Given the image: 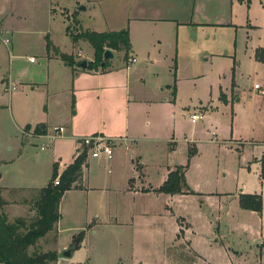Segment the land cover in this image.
Segmentation results:
<instances>
[{
	"label": "rangeland",
	"instance_id": "rangeland-1",
	"mask_svg": "<svg viewBox=\"0 0 264 264\" xmlns=\"http://www.w3.org/2000/svg\"><path fill=\"white\" fill-rule=\"evenodd\" d=\"M87 2L0 0V174L8 184L2 188L8 205L1 210L9 222L18 218L8 211L12 204L28 211L22 218L32 217L33 206L22 202L48 183L54 162L60 176L76 157L69 141L53 140V155V141L38 136L25 141L23 129L42 119L46 105L50 113L66 105L60 94L53 107L46 85L38 84L47 71L45 37L73 58L93 59L91 47H75L66 32L68 25L77 31L80 20L84 28L107 29L99 9ZM84 4L88 10H77ZM229 9L230 26L199 29L189 45L179 42L171 61L160 56L140 71L126 69L132 89L147 92L155 102L149 103V113L139 112L148 124L138 131L147 140L131 149L116 144L110 158L86 155V188L62 197L58 240L56 228L29 252L54 251L56 259L46 264H191L197 257L184 242L185 255L173 256L174 238L181 233L206 264H264V60L259 59L264 56V0H230ZM112 52L111 65L130 63L131 55L125 63L123 52ZM193 113L203 117L192 122ZM136 163L144 164V190L120 187L128 174L135 175L130 171ZM179 166L185 167L190 193L158 194L166 169ZM244 194L260 196L259 212L241 206ZM180 219L189 227L178 232ZM81 230L79 247L65 256Z\"/></svg>",
	"mask_w": 264,
	"mask_h": 264
},
{
	"label": "crops",
	"instance_id": "crops-1",
	"mask_svg": "<svg viewBox=\"0 0 264 264\" xmlns=\"http://www.w3.org/2000/svg\"><path fill=\"white\" fill-rule=\"evenodd\" d=\"M87 4L99 9V21L101 20L107 26L105 31L128 29L131 44L130 55L134 56L136 61L129 67L125 65V67L118 68L119 65L113 66L109 63L104 70H101V68L86 69L69 65L53 54V52L49 53V55L47 54L45 80L44 83L38 84L46 85L47 98L51 99L53 107L57 106L58 98L61 97L59 96L60 94H65L66 105L61 109L54 107L51 113L49 106L46 105L42 119H38L36 124L43 123L47 127V133L35 135L33 134V129L36 124L32 127L26 125L23 129V133L26 135L24 140L29 141L28 136H38L46 137L49 142H52L53 140L48 137V134L51 133L50 128L52 130L54 126H63L64 133L58 137L69 141L73 145L76 155L78 142L81 137L92 134H101L107 138H113L116 140L115 146L116 144L124 143V146L131 149L137 141L147 140L140 137L139 132L142 130L143 124L147 122L142 123L139 119V112L143 108L149 113V103L155 104V102L151 100L147 92L144 91L142 93L141 91L138 93L132 89L127 70L137 67L138 69L136 68L135 70L140 71L160 56L171 61L178 53L179 42H183V45H189L191 43L190 35H195L199 29L200 31H205V29L211 27L230 26L228 22L230 0H91V3L87 2ZM88 5H85V11L90 7ZM92 19L97 20L95 18ZM80 22V29L91 30L89 26L84 28L81 20ZM2 30H0V34ZM78 44L76 46L79 48H81V44L90 47L88 43L83 41ZM59 52L64 53L61 50ZM74 59L75 61L80 60L78 58ZM90 60L92 61L93 59ZM30 63H35V61ZM3 79L5 78H2L1 81ZM6 79L12 86L13 81H10L11 78L8 77ZM2 83L4 82L2 81ZM67 99H69L70 108L67 107L69 104ZM54 141L52 142L53 155L57 153ZM89 164L88 161L83 171V184L77 188L65 191L62 197L68 193L81 191L86 188L84 172ZM66 166L64 165V167ZM143 166V163H136V166L130 171L135 175L128 174L122 180L120 187H125L131 191L144 190L142 178L144 176L145 179L147 175L142 169ZM140 170H142L141 175L138 173ZM169 171L168 167L157 188L167 178ZM139 175L140 177L138 178ZM2 180L1 174V198L4 200L5 204L3 206H5L8 205L6 201L7 193L2 194V188L8 189L6 186L8 184H3ZM190 191L188 187V191L183 190L182 193H190ZM158 194H162L165 197L177 195ZM62 197L59 203L60 214H62ZM23 207L20 204H12L8 211L14 213L16 217H23L28 212ZM61 222L62 215L56 224L57 240L61 232V229H59ZM182 227H189V223L184 219H180L178 222V232L182 230ZM182 242L196 254L197 260H192L191 264H196L197 262L206 264L205 259L193 250L190 242L181 237V233H176L174 238L171 247L174 249L173 256L176 255L180 258V254H182L180 245H182ZM182 255L184 256L185 253Z\"/></svg>",
	"mask_w": 264,
	"mask_h": 264
},
{
	"label": "trees",
	"instance_id": "trees-1",
	"mask_svg": "<svg viewBox=\"0 0 264 264\" xmlns=\"http://www.w3.org/2000/svg\"><path fill=\"white\" fill-rule=\"evenodd\" d=\"M66 32L75 47L78 42L83 41L92 48L93 60L87 63L86 69H106L109 65V61L103 58L106 49L123 52L125 63L129 60L131 44L127 28L102 32L77 28V31L72 32L70 25H68ZM45 39L48 55L53 52L69 65L74 66L76 64L77 61L71 55L60 53L53 46L48 35ZM259 59L264 60V56L259 55ZM46 133L47 127L43 123L35 125L33 134L44 135ZM86 165L85 150L76 155L73 162L65 167L60 176L57 173L58 164L54 162L48 183L44 187L34 189L31 200L24 202L26 204L31 203L34 209L33 216L29 218L18 217L13 222H9L1 210L5 202L1 198L0 189V264H46L56 259L54 251L33 250L29 252V248L34 247L38 240L45 238L47 234L56 233V224L61 218L59 212L60 199L65 191L83 184V171ZM260 167L261 177L264 178V155L260 158ZM56 178H58V184H54ZM183 188H188L185 181V167L179 166L174 171L169 172L167 178L156 191L173 195L182 193ZM240 204L244 208L259 212L261 198L256 194H244L240 199ZM83 237L84 230L73 236L70 244L72 251L79 247Z\"/></svg>",
	"mask_w": 264,
	"mask_h": 264
},
{
	"label": "built area",
	"instance_id": "built-area-1",
	"mask_svg": "<svg viewBox=\"0 0 264 264\" xmlns=\"http://www.w3.org/2000/svg\"><path fill=\"white\" fill-rule=\"evenodd\" d=\"M5 43H9V39H5ZM30 62H34L35 58H29ZM136 61L134 56L130 57V63L128 67ZM256 89L259 88L258 85L254 86ZM15 88L12 85L9 90H13ZM203 116L198 113H193L190 115V119L192 122L201 119ZM64 133L63 126H54L51 130V133L48 134L50 140H54L56 137L61 136ZM116 140L113 138H107L101 134H92L81 138L78 142V150L77 155L81 154L83 150H85L86 155L91 156L92 158H98L101 153H104L108 158L111 157L112 148L115 146ZM47 147V144L41 146V149ZM54 184H58V178L54 180Z\"/></svg>",
	"mask_w": 264,
	"mask_h": 264
},
{
	"label": "water",
	"instance_id": "water-1",
	"mask_svg": "<svg viewBox=\"0 0 264 264\" xmlns=\"http://www.w3.org/2000/svg\"><path fill=\"white\" fill-rule=\"evenodd\" d=\"M85 9H86V6H84V5H80V6H78L77 7V10H79V11H85ZM114 55H113V52L110 50V49H106L105 51H104V54H103V58L104 59H109V58H112ZM75 66H77V67H79V68H86V66H87V61L86 60H78L77 62H76V64H75ZM71 253H72V250L70 249V248H68L67 250H65L64 252H63V254L65 255V256H70L71 255Z\"/></svg>",
	"mask_w": 264,
	"mask_h": 264
}]
</instances>
